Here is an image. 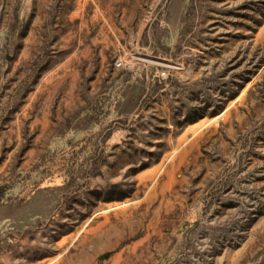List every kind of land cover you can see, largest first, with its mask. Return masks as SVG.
Segmentation results:
<instances>
[{
  "label": "rangeland",
  "instance_id": "obj_1",
  "mask_svg": "<svg viewBox=\"0 0 264 264\" xmlns=\"http://www.w3.org/2000/svg\"><path fill=\"white\" fill-rule=\"evenodd\" d=\"M0 264H264V0H0Z\"/></svg>",
  "mask_w": 264,
  "mask_h": 264
}]
</instances>
